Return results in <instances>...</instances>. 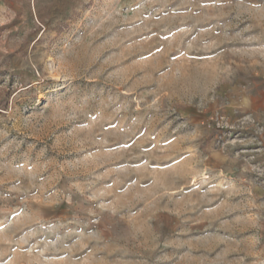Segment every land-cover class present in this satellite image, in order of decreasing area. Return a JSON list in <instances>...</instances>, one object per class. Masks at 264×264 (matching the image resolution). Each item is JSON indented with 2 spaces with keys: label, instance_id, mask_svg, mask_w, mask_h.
Listing matches in <instances>:
<instances>
[{
  "label": "rangeland",
  "instance_id": "rangeland-1",
  "mask_svg": "<svg viewBox=\"0 0 264 264\" xmlns=\"http://www.w3.org/2000/svg\"><path fill=\"white\" fill-rule=\"evenodd\" d=\"M0 264H264V0H0Z\"/></svg>",
  "mask_w": 264,
  "mask_h": 264
},
{
  "label": "bare ground",
  "instance_id": "bare-ground-1",
  "mask_svg": "<svg viewBox=\"0 0 264 264\" xmlns=\"http://www.w3.org/2000/svg\"><path fill=\"white\" fill-rule=\"evenodd\" d=\"M243 230H244V229H243ZM243 230H242V231H243ZM251 235H252V234H251Z\"/></svg>",
  "mask_w": 264,
  "mask_h": 264
}]
</instances>
